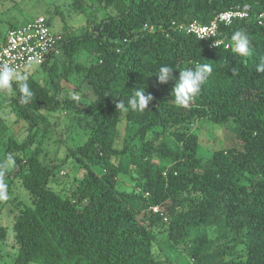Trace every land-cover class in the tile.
<instances>
[{
	"label": "trees",
	"instance_id": "1",
	"mask_svg": "<svg viewBox=\"0 0 264 264\" xmlns=\"http://www.w3.org/2000/svg\"><path fill=\"white\" fill-rule=\"evenodd\" d=\"M72 1L76 12L98 4L114 14L79 35L65 28L58 32L60 39L41 66L51 92L29 76L31 102L23 103L18 90L6 101L29 133L22 142L7 138L0 166L9 158L15 163L7 167L4 183L9 197L18 180L32 203L14 217L12 264H161L153 253L160 237L170 250L183 243L187 264H264V73L256 71L264 59V0ZM245 6L247 19L220 29L229 38L235 31L247 33V57L232 47L210 48L209 41L178 29L192 21L208 24L219 13ZM58 50L68 58L84 52L92 63L70 60L59 68ZM203 63H211L212 75L186 107L174 102L173 81L157 83L162 65L172 67L178 78L179 71ZM72 73L81 74L74 92L88 99L86 107L75 98H60L62 81ZM137 87L154 97L148 109L117 110L116 103H127ZM59 109L89 119H78L87 137L67 154L85 171L66 193L48 187L59 164L44 165L39 146L22 156L35 143L42 112ZM200 120L234 122L238 144L198 156L190 124ZM122 122L137 125L141 135L151 133L159 144L145 140L141 160L133 161L130 147H116ZM4 131L0 122V137ZM126 158L138 178L129 174ZM120 175L130 176L134 189L119 190ZM7 200L0 199V207ZM6 234L0 226V241ZM238 238L245 246L244 259L235 258L232 241ZM166 258L170 264L171 256Z\"/></svg>",
	"mask_w": 264,
	"mask_h": 264
},
{
	"label": "rangeland",
	"instance_id": "2",
	"mask_svg": "<svg viewBox=\"0 0 264 264\" xmlns=\"http://www.w3.org/2000/svg\"><path fill=\"white\" fill-rule=\"evenodd\" d=\"M112 14H114L112 8L105 9L98 4L87 6L82 13L76 12L72 0H7L0 4V42L10 25H24L38 16L49 18L55 32H62L65 28L70 33L79 35L91 31V28L98 24L101 19ZM80 19L84 20L83 24L79 23ZM55 59L59 68L63 63H69L70 60L82 65L92 63V58L84 52L76 53L72 58H68L62 51L58 50ZM28 71L29 76L38 81L48 92H51L47 75L41 67L31 66ZM80 78L81 74L72 73L67 81H62L63 92L60 98H75L86 107L89 103L88 99L74 92L80 86ZM13 95L14 92L9 93L0 90V122L5 125L4 134L0 137V156L4 154L8 137H13L18 142H22L29 133L27 123L16 118L6 107L7 99ZM42 113L41 117L43 118L39 120V125L35 128L37 131L35 143L22 156L30 155L36 146H39L42 153L41 161L44 165L59 164L56 176L49 182L48 187L54 191L66 193L74 188L72 182L74 178H81L85 171L84 169L78 170L73 159L68 158L67 154L69 150L83 143L87 137L78 119L83 116L85 120L89 119L85 117V114L77 115L64 109H59L54 113ZM190 126L198 138L197 155L200 157L207 158L214 150L238 144L236 124L232 121L219 125L207 120H200L193 122ZM137 130V125L120 123L119 137L116 142V147L119 149L124 146L130 147L129 153L133 156V161L141 160L140 151L145 140L154 145L160 142V139H156L151 133L141 135ZM125 161L129 163V174L133 178H138V173L132 170L135 167L133 163L128 158ZM91 169L96 171L95 167H91ZM135 183L130 176L120 175L118 177L119 190L130 191L134 189ZM23 206H32L30 195L27 190L20 186L18 180H14L8 200L0 207V226H3L7 232L6 238L0 241V264H12L13 262L17 250L13 239V221L18 210ZM206 231L210 238L215 236L212 228ZM232 245L237 251L235 258L244 259L246 250L242 240L238 238L232 241ZM153 253L161 264H168L167 255L171 256L170 264H187L185 245L181 243L170 250L165 237H160L159 242L154 244Z\"/></svg>",
	"mask_w": 264,
	"mask_h": 264
},
{
	"label": "clouds",
	"instance_id": "3",
	"mask_svg": "<svg viewBox=\"0 0 264 264\" xmlns=\"http://www.w3.org/2000/svg\"><path fill=\"white\" fill-rule=\"evenodd\" d=\"M80 24L84 23L83 19L79 20ZM233 51L241 57H247L251 54L250 40L247 33L243 30L235 31L231 36V45ZM31 67V66H29ZM258 73H264V59H262L256 66ZM213 68L211 63L199 64L194 68H187L179 71L178 78L174 75V70L168 65H162L159 68L157 75L158 84H167L169 81L174 82V88L171 94L174 95V102L181 106L186 107L188 104L201 92L203 86L212 75ZM29 71L25 69L24 73L16 70V68L7 64L0 65V90H5L12 93L18 90L20 98L23 103L28 104L33 98V91L29 86ZM16 85V89L13 88ZM132 95L125 103L119 100L116 103V109L127 113L129 111L144 112L148 109L149 104L153 101L154 97L146 92L145 88L137 87L131 91ZM15 162L9 158L5 165L0 166V199L8 198V186L4 183V177L7 167Z\"/></svg>",
	"mask_w": 264,
	"mask_h": 264
},
{
	"label": "built area",
	"instance_id": "4",
	"mask_svg": "<svg viewBox=\"0 0 264 264\" xmlns=\"http://www.w3.org/2000/svg\"><path fill=\"white\" fill-rule=\"evenodd\" d=\"M248 16L249 8L245 6L219 13L208 24L192 21L186 25H179L178 29L199 40L209 41L210 48L223 47L228 50L231 48V38L224 34L220 27H227L233 20L247 19ZM262 16L261 14L259 17ZM144 28L152 30V27L147 25H144ZM59 39L58 32L53 30L48 19L38 16L24 25L7 30L0 42V65L7 64L21 73L29 66L41 67L54 51ZM152 211L158 213V208L154 207Z\"/></svg>",
	"mask_w": 264,
	"mask_h": 264
}]
</instances>
